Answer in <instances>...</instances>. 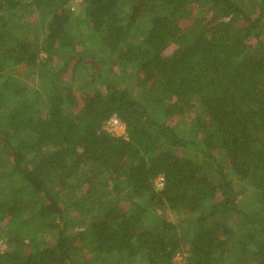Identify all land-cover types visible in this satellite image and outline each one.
<instances>
[{
	"label": "trees",
	"instance_id": "obj_1",
	"mask_svg": "<svg viewBox=\"0 0 264 264\" xmlns=\"http://www.w3.org/2000/svg\"><path fill=\"white\" fill-rule=\"evenodd\" d=\"M0 226V264H264V0H0Z\"/></svg>",
	"mask_w": 264,
	"mask_h": 264
},
{
	"label": "built area",
	"instance_id": "obj_2",
	"mask_svg": "<svg viewBox=\"0 0 264 264\" xmlns=\"http://www.w3.org/2000/svg\"><path fill=\"white\" fill-rule=\"evenodd\" d=\"M124 127V125L120 122V120L116 117L113 116L107 123L105 130L108 132H113L114 134H116V130L120 127ZM124 134V129L123 132L119 135L122 136ZM117 135V134H116ZM156 183H158V187L161 186L162 184V178H158Z\"/></svg>",
	"mask_w": 264,
	"mask_h": 264
},
{
	"label": "rangeland",
	"instance_id": "obj_3",
	"mask_svg": "<svg viewBox=\"0 0 264 264\" xmlns=\"http://www.w3.org/2000/svg\"><path fill=\"white\" fill-rule=\"evenodd\" d=\"M76 2H79V0H76ZM73 8L76 10V6H73ZM42 57H44V55H42ZM40 103L41 105L44 104V96H42V98L40 99ZM123 129L124 127H120L116 130V134L119 136L122 132H123ZM5 190V189H3ZM167 217L169 219H172V218H175L173 216V214L171 212L167 213ZM4 223L1 224V226L3 225ZM0 226V227H1ZM6 245L3 243V242H0V250L3 251L5 249ZM175 263H182V258L181 257H176L175 260H174Z\"/></svg>",
	"mask_w": 264,
	"mask_h": 264
}]
</instances>
